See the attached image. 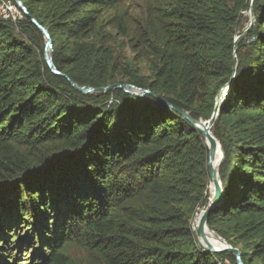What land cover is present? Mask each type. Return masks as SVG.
<instances>
[{"label": "trees", "instance_id": "trees-1", "mask_svg": "<svg viewBox=\"0 0 264 264\" xmlns=\"http://www.w3.org/2000/svg\"><path fill=\"white\" fill-rule=\"evenodd\" d=\"M20 1L75 84L150 93L77 91L46 65L44 37L20 8L17 23L0 15V264L2 232L21 221L45 264H236L191 231L209 197L204 138L153 96L208 119L233 63L211 127L223 198L207 224L244 264H264V0H143L136 13L126 0Z\"/></svg>", "mask_w": 264, "mask_h": 264}, {"label": "water", "instance_id": "water-1", "mask_svg": "<svg viewBox=\"0 0 264 264\" xmlns=\"http://www.w3.org/2000/svg\"><path fill=\"white\" fill-rule=\"evenodd\" d=\"M16 5L22 10L30 19L31 21L37 26V28L40 30L44 37V60L46 65L49 67V69L57 74L61 75L67 78L68 82L75 88L77 91L87 94L91 92H101L105 91L108 88H119L123 91L130 93L132 95H135L139 98H141L143 95L150 93L147 89H141L133 84L130 83H116L108 86L103 87H91V86H85V85H77L75 84L69 77H67L65 74L61 73L54 65L53 62V46H52V40L49 36L48 31L46 28H44L42 25H40L34 18L29 16L21 3L20 0H14ZM254 22V14L252 11V8L249 9V25L245 28V30L234 37L233 45L236 46L238 40L250 29ZM234 54V53H233ZM236 72V64L233 63L232 65V76L229 79V81L217 92L215 97V103L212 110V113L208 119H194L191 117L186 111L177 109L173 107L169 102L162 99L161 97L153 94V96L158 99L160 102L164 103L168 108L174 109L175 111L182 114V116L187 119L198 131H200L201 135L204 138V141L206 143L207 149H208V177H209V184H212V191L210 192L208 203L205 207H203L201 210L197 209L196 211L200 210V218L197 224L196 229H193L192 222L194 215L191 219V231L193 234V237L198 245V247L208 253H220L223 251H227L232 253L235 256L236 264H244L242 258H241V252L237 247L232 246L228 241H226L224 238H222L218 233H215L212 229L208 227L207 219L211 211L219 205L221 202L223 195H222V185L219 178L218 169L220 166V163L223 159L224 153L221 147V144L219 140L212 134L211 127L214 123V120L218 114L219 104L221 100L224 98L225 94L227 93L230 85L232 84V80L234 77V74ZM220 150L219 156H217V150ZM211 189V186H210ZM206 228L209 229L211 232H214L217 236V238L220 241V246L216 247L214 246L209 240L208 236L206 234ZM202 240V241H201ZM203 242L204 244H202Z\"/></svg>", "mask_w": 264, "mask_h": 264}, {"label": "rangeland", "instance_id": "rangeland-1", "mask_svg": "<svg viewBox=\"0 0 264 264\" xmlns=\"http://www.w3.org/2000/svg\"><path fill=\"white\" fill-rule=\"evenodd\" d=\"M143 4V0H126L124 2V7H126L129 12L136 13ZM0 15L17 23L21 13L19 7L13 5L9 0H0ZM242 19L246 25L249 21V10L244 11ZM144 96L145 95L140 99H144ZM207 189L209 196L211 192L210 184H208ZM199 209L201 210L202 208ZM200 210L196 211L195 214L200 213ZM27 224L29 226L30 222L27 223L26 221H21L18 225L16 224L14 227L11 226L2 232L4 236H7V238L4 237V239H1V243L2 246L4 245L9 249L6 258L9 260L8 264H45V262H41V259L47 249L33 231L27 229ZM214 232L217 233L216 231ZM25 236L27 238L26 243L19 248L20 240L25 238ZM67 254L74 258V260L82 261L83 263L86 262L87 255L85 250L77 245H69L67 248ZM91 264H96V262Z\"/></svg>", "mask_w": 264, "mask_h": 264}, {"label": "bare ground", "instance_id": "bare-ground-1", "mask_svg": "<svg viewBox=\"0 0 264 264\" xmlns=\"http://www.w3.org/2000/svg\"><path fill=\"white\" fill-rule=\"evenodd\" d=\"M219 153H220V150L218 149L217 150V156H219ZM210 186H211V191H212L213 190L212 189L213 185L210 184ZM199 218H200V213L194 215L193 222H192L193 229H196L198 221H199ZM206 234L208 236V240L214 246L219 247L221 245L219 239L217 238V236H216V234L214 232H211L209 229L206 228ZM201 243L204 244L203 242H201Z\"/></svg>", "mask_w": 264, "mask_h": 264}, {"label": "built area", "instance_id": "built-area-1", "mask_svg": "<svg viewBox=\"0 0 264 264\" xmlns=\"http://www.w3.org/2000/svg\"><path fill=\"white\" fill-rule=\"evenodd\" d=\"M199 209V208H198Z\"/></svg>", "mask_w": 264, "mask_h": 264}]
</instances>
